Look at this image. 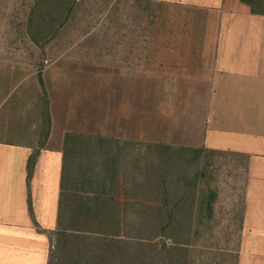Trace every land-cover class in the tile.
<instances>
[{"label": "crops", "instance_id": "crops-1", "mask_svg": "<svg viewBox=\"0 0 264 264\" xmlns=\"http://www.w3.org/2000/svg\"><path fill=\"white\" fill-rule=\"evenodd\" d=\"M77 1L70 19L58 35L46 44L51 50L50 57H54L53 62L64 57L73 58L72 55L76 54L81 57V51L86 49L84 38L80 42L65 41V36H61L76 15ZM131 1L137 8L151 5L154 12L153 25L159 31L170 26L168 28L173 37L161 46L159 39L157 45H146L144 37L133 36L134 51L126 49L122 40L116 48L122 53L117 62L121 66L106 61L108 69L113 71L117 66L122 67L124 64L121 60L131 54L132 60H142L137 64L142 70L153 67L155 73L161 74L167 70L173 74L182 69L188 83L192 79L189 75L197 77L201 83L207 81L200 104H195L205 107L207 113L200 119L191 118L190 122L176 126L173 134H179L186 142L190 139V144L183 145L184 148L179 150L188 149L202 154L203 149H214L246 155L244 212L240 216L238 228L241 241L238 254L230 264H264V15L252 13L250 6L241 0ZM33 3L34 0H29L28 12ZM59 39L64 40L63 45L66 44L70 52L56 49L57 53L52 56L53 44L57 47ZM167 42L174 45H168ZM75 43L77 53L75 50L71 52ZM90 50L97 51L95 47ZM55 68V71H51L49 65L46 69L43 67L44 73L65 76L63 65ZM42 80L47 93L48 82L51 80L43 74ZM35 83L43 92L38 75ZM49 94L51 129L43 147H38L42 104L40 108L38 102L25 107L20 104L18 108H9L8 113L0 112V264H96L98 248L95 237L111 238L112 232L107 231L108 226L103 227V231L71 228L80 225L79 218H87L83 214L88 215V224H91L93 218L96 224L100 216L120 218L119 238H124L125 217L128 219L133 216L140 222L139 219L146 213L152 214L153 210L159 213L163 208L162 202L166 201L158 199L157 203H151V199H145L143 181L139 186L142 177L139 180L138 171L139 166L143 171L144 147L67 146L68 138L72 135L109 140H121L125 136L121 133L107 135L80 129V123L83 122L87 128L92 123L89 119L83 120L87 111L82 110L81 100L65 94V101L62 98L61 102L55 104ZM33 102L35 99H32ZM162 106L164 108L165 105L161 100L153 101L154 126L157 118L155 114H162ZM137 111V125L141 123L140 134H144V104ZM55 113L58 114L57 122ZM159 123L167 125V121ZM153 133L156 139L172 136H165L154 129ZM36 148H39V152L30 171L29 160ZM134 154L137 157L130 158ZM101 167L106 171H112L113 167L121 171V176L120 173L119 177L115 174L114 183L111 181L107 184L106 193L99 191L102 182L89 177L93 170L101 171ZM133 167H136L137 174L131 180ZM123 172L129 173L123 177ZM134 180L135 193L132 191V194H125L126 187L130 181L134 183ZM209 180L207 183L211 182ZM173 181L170 180L171 183ZM186 183L192 184L190 181ZM193 185L196 186L195 183ZM113 187L117 189L112 190ZM209 191L206 188V194L200 198L192 194L167 200L169 204L176 205L171 209L173 213L170 212L175 214V221L169 233L185 235L187 264H195L192 258V234L189 231L194 225L193 220L196 219L200 226L197 232L201 235L213 227V219L218 215L219 190L213 201H210ZM197 206L201 211L198 217L194 216ZM185 222L190 225L187 226Z\"/></svg>", "mask_w": 264, "mask_h": 264}, {"label": "rangeland", "instance_id": "rangeland-1", "mask_svg": "<svg viewBox=\"0 0 264 264\" xmlns=\"http://www.w3.org/2000/svg\"><path fill=\"white\" fill-rule=\"evenodd\" d=\"M77 2L76 15H73L70 25L63 30L61 36H65V41L80 42L84 38L86 49L81 51V57L76 54L72 55L73 58L64 57L53 62L54 57H50L51 50L46 44L58 35L64 25L52 39L40 47L32 41L27 30L29 0H0V37L2 38L0 43V112L8 113L9 108H18L20 104L24 107L25 105L32 106L37 102L38 107L42 104L43 112L46 91L43 89L41 92L35 83L37 75L39 77V70L42 68L43 76H48L51 80L48 82V92L53 103L61 102L62 98L64 102L65 94L81 100L82 110L87 111V116L83 117V120L89 119L93 124L90 123L91 126L87 128L82 122L78 125L80 129L107 135L121 133L125 138L120 141L137 144H131L129 148H145L143 167L148 169L138 171L139 180L142 177L140 181H143L145 199H151V203L164 199L160 189L154 186L156 179L161 177L174 180L171 186L169 185L170 195L167 200L189 197L192 194H197L200 198L206 194V188L219 190L217 192L219 194L218 215L213 219V227L200 235V232H197L200 226L194 219L192 229L189 228L193 242L192 258L195 264H230L233 257L238 254L237 250H239L241 241L238 228L240 216L244 212L243 193L246 183L247 157L228 151H214V149H203L202 154L198 151L190 152L188 149L179 150L184 148L183 145H189L190 139L186 142L184 138H180L179 134H173V130L181 123L190 122L189 120L195 117L200 119L207 113L205 107L195 106L202 100L207 81L201 83L197 77L189 75L192 79L188 83L186 75L182 74V69L173 74H169L167 70L165 73H155L153 67H145L142 70L141 66L137 65L142 60H132L133 55L129 53L127 59L121 60L124 65L117 66L111 71L106 61L119 62L122 53L116 48L120 45V41L124 40L123 44L129 51H134L133 36L144 37L146 45L149 43L157 45L159 39L160 45L163 46L166 45L165 41H170L169 38L173 37L168 28L170 26L162 28L161 31L157 30L153 25L154 12L151 5L137 8L131 0H78ZM59 40L57 47L55 43L53 44L52 56L57 53L56 49L68 51V46L63 45L64 40ZM168 45L173 46L174 44L168 43ZM74 46L71 52L75 50L77 53L76 43ZM93 47L97 51H91ZM116 57L118 59H115ZM48 65L51 71H55L57 65H63L65 76H57L56 73L47 75L44 69ZM75 72L76 74H73ZM138 88H141V91H138ZM32 99H35V102L31 103ZM154 100H161L165 105L164 108L162 106L160 116L155 114L157 117L155 126L152 122ZM143 104L145 132L140 134L141 123L138 126L136 121L139 117L137 108L140 111ZM55 115V122H57L58 114L55 113ZM170 119H172L171 123ZM140 121H142L141 117ZM159 121H167V125L162 123L160 125ZM153 129L165 136L170 134L172 136L156 139ZM176 132L177 130L175 134ZM168 147L170 148L166 149ZM133 157L136 158L137 155L130 156V158ZM150 166L152 169L149 168ZM156 166L159 167L158 171H156ZM100 169L102 173L111 175L110 177L116 173L118 177L119 173L121 176V171L115 170V167L112 171H106L103 167ZM129 172H123V177H126ZM136 174L137 169L133 167L130 179L132 180L133 175ZM155 176L156 179H154ZM152 178L154 184L147 185L145 180ZM208 178L211 182L207 183ZM112 181L114 183V177ZM187 181L192 184L188 183L189 187L186 191L181 186ZM194 183L196 186L193 185ZM129 184L130 187H126L125 194H132L136 185L132 181ZM174 185H178L177 188ZM116 189L112 188V190ZM200 213L197 206L194 216L198 217ZM108 218L111 219L113 216L110 215ZM134 219L136 218L133 216L127 219V224L130 222L131 228L134 225ZM114 222V218L111 219L108 224L109 228H114ZM151 228L154 226L151 225L148 230H153ZM144 233L146 235L148 232ZM249 243L251 245L250 241Z\"/></svg>", "mask_w": 264, "mask_h": 264}, {"label": "trees", "instance_id": "trees-1", "mask_svg": "<svg viewBox=\"0 0 264 264\" xmlns=\"http://www.w3.org/2000/svg\"><path fill=\"white\" fill-rule=\"evenodd\" d=\"M76 1L77 0H34V3L29 10L27 21V30L32 41L42 47L44 43H47L50 39H52L57 31L68 21V18L74 8ZM241 1L247 3L250 6L252 13L264 15V0ZM41 69L39 70V77L44 89ZM44 98L42 129L38 147H43L46 144L51 129V116L49 111V100L47 93H45ZM131 144L137 145L136 143H129L127 141H120L117 139L109 140L97 137L72 135L68 138L67 146L80 148H88L92 146L99 148H127L131 146ZM169 148L170 147L166 149ZM38 152L39 148H36L30 157V171L32 170V166L36 159V156L38 155ZM149 168L152 169V166H150ZM139 169L141 170L142 168L139 166ZM143 169L147 171L148 168L143 167ZM140 170L139 172H141ZM158 170L159 167L156 166V171ZM85 173H87V170L85 171ZM108 175L107 173H102L101 171L97 172L96 170H93V172L89 174L90 179L99 180L100 182H102L99 190L101 193L108 192L107 184L112 181L113 177H116L115 175H112V177H110L111 175ZM150 176L152 177V175ZM135 177L136 175H133V179H135ZM86 178H88V176H86ZM156 178L157 177L155 176L154 179ZM160 179H156L157 182H155V184L153 183V178L145 181L147 182V185L154 184V186L160 189V192L164 196V200H166L163 202V208L159 213H156L153 209L152 214L146 213L143 218L139 219L141 223L134 219V225L132 226V228L130 226V222H128L127 224V217H125L124 224L126 229V237L119 238L121 235L120 218H114L115 226L113 229H111L109 228L110 226H108V224L113 218H103L102 216H100L101 218H99L100 220H96V224L95 221H93L95 220V218L91 220V224H88V215L83 214V217L87 218H79V226H70L73 229L88 228L90 230L94 229L101 231H103V227L108 226L107 231L111 230V238H99L98 236L95 237V243L98 248V250L96 251V264H187L188 248L186 246L187 240L184 238L185 235L169 233V228L175 221V214H171L170 212H172L171 209L176 206L175 203L169 204L167 201V197L168 195H170L169 184L171 182L169 180V177L168 179H163L162 177ZM139 182L140 186L141 181ZM134 184H136L135 180ZM188 187V183L184 182L183 188L187 191ZM109 189L111 188L109 187ZM133 191L135 192V188L133 189ZM145 193H147L146 190ZM209 196L210 201L215 200V197L217 196L216 191H214V189H210ZM103 223H105L106 226H104ZM151 225L154 226V228H151L153 230H148ZM188 225H190V223ZM144 229L146 232H148L146 233V235L144 233ZM142 230L143 232L141 233ZM137 231L139 232L137 233ZM169 239L171 243L169 242ZM104 246L106 247V250H104ZM191 259L192 258H190V262H192Z\"/></svg>", "mask_w": 264, "mask_h": 264}]
</instances>
